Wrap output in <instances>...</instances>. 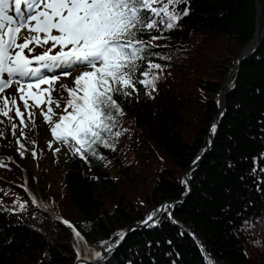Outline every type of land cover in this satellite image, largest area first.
I'll list each match as a JSON object with an SVG mask.
<instances>
[{
	"label": "trees",
	"instance_id": "1",
	"mask_svg": "<svg viewBox=\"0 0 264 264\" xmlns=\"http://www.w3.org/2000/svg\"><path fill=\"white\" fill-rule=\"evenodd\" d=\"M187 7L176 29L152 41L160 45L152 49L161 54L155 62L166 66L154 98L141 94L122 104V127L129 131L115 151L100 149L105 161L90 157L87 164L70 154L57 190L43 168L37 184L46 210L21 187L23 174L0 180L7 191H0V264H93L82 260L92 255L86 245L106 257L95 264H205L201 245L214 264H249L243 221L264 212V0H188ZM257 30L254 50L239 63ZM235 69L219 113L221 90ZM193 105L195 115L187 116ZM127 153L133 159L127 161ZM17 201L26 202L23 211ZM173 202L171 219L161 211L158 224H143L154 209ZM30 215L47 218L51 230L26 219ZM120 231L127 233L123 241L104 251L100 242L115 243Z\"/></svg>",
	"mask_w": 264,
	"mask_h": 264
},
{
	"label": "snow or ice",
	"instance_id": "2",
	"mask_svg": "<svg viewBox=\"0 0 264 264\" xmlns=\"http://www.w3.org/2000/svg\"><path fill=\"white\" fill-rule=\"evenodd\" d=\"M187 5L188 0H0V140L7 146L14 143L21 159L26 155L35 159V147L28 148L24 141L37 144L29 132L39 117L47 124L49 150L56 144L55 152L63 147L87 164L90 157L105 161L100 149L115 151L118 139L129 131L122 127L126 116L122 104L138 100L141 94L154 98L166 66L155 62L161 54L152 49L160 45L152 41L179 26L189 14ZM22 30L28 35L21 42ZM13 85L15 92H8ZM216 130L213 124L210 133ZM259 159L264 160V153ZM6 161L15 162L12 157L0 158V167H6ZM254 164L253 176L259 167L256 158ZM259 170L264 172V167ZM0 191L7 195L6 190ZM16 203L21 211L25 209L26 202ZM33 203L47 209L35 196ZM170 207L174 205L154 209L143 224H158L161 211L171 219ZM249 227L245 220L241 230ZM75 235L84 240L80 231ZM115 235V243L100 242L102 247L107 245L104 251L111 253L127 233ZM86 251L92 255H85V262L106 259L87 245ZM201 252L205 264H214L202 245ZM77 258L81 259L79 253Z\"/></svg>",
	"mask_w": 264,
	"mask_h": 264
},
{
	"label": "rangeland",
	"instance_id": "3",
	"mask_svg": "<svg viewBox=\"0 0 264 264\" xmlns=\"http://www.w3.org/2000/svg\"><path fill=\"white\" fill-rule=\"evenodd\" d=\"M21 38V42L25 36L28 35L26 30H22L19 34ZM209 44H213L212 42H208ZM225 44V43H224ZM229 45V43L227 42ZM214 45V44H213ZM212 45V46H213ZM211 46V47H212ZM218 52V51H217ZM211 53V52H209ZM223 54L216 53L215 58H220ZM197 62L193 61L192 65L196 67ZM191 67V66H190ZM188 70V69H186ZM166 73V72H165ZM170 73V72H169ZM175 77L179 79L181 74H177L175 72ZM68 79V78H66ZM16 85H13L11 89L7 90L8 92H15ZM220 100H223L220 98ZM195 101V98L193 99ZM196 103V102H195ZM198 109L197 105H193L187 111V116H193ZM189 122H193L190 121ZM47 124L42 122L39 117H37V126L34 130L29 132V135L32 136L36 141L37 144L35 146L29 144L27 141H24L28 148L35 147L37 151V157L35 159L31 158L30 155H26L25 158L21 159L17 153V146L13 143L12 146H7V141L0 140V158L3 157H12L15 162L6 161L7 164L12 167V171H10L8 167H0V180L7 181V179L15 177L19 173L23 174L25 177V183L23 187L28 189L29 197L33 200V196L37 198L38 202H42L45 204L42 196L40 195L42 189V185L37 184L38 181L41 179V170L46 168L49 173V178L47 181L53 184V188L57 190L61 186L60 180V166H63L66 162L67 157L70 156V152H66L63 147H61L60 152H55L54 149L57 147L56 144H53L52 149L49 150L48 141L50 139L49 135H46ZM185 139L187 141H191V138L185 134ZM9 139H12L9 136ZM133 154H128L126 156V160L129 161L133 159ZM158 167V163H154L150 167V175L153 177L155 168ZM59 168V169H56ZM138 168H141V163L138 165ZM20 169V170H19ZM14 171V172H13ZM151 180L149 184L147 183L146 186L149 188L151 185ZM46 186V185H45ZM46 194V192L44 191ZM61 194V193H60ZM26 219H32L35 221H39L41 223H45L44 226L47 232L51 230V225L47 224L49 221L47 218H42L40 215H30ZM251 227L247 228V236L245 237V242L247 245L248 253L250 254L249 264H264V212L260 213L258 216L253 217L249 220ZM259 242V243H257Z\"/></svg>",
	"mask_w": 264,
	"mask_h": 264
},
{
	"label": "water",
	"instance_id": "4",
	"mask_svg": "<svg viewBox=\"0 0 264 264\" xmlns=\"http://www.w3.org/2000/svg\"><path fill=\"white\" fill-rule=\"evenodd\" d=\"M261 11H262V8H261V6L260 5H258V7H257V17H259L260 16V14H261ZM258 33H259V31L257 30L256 31V34H255V36H254V38H253V40L251 41V43L247 46V48H249L254 42V46H253V49L250 51V52H247V48H245L242 52H241V56H240V59H239V63H241V61H242V59H244L248 54H250L253 50H254V48H255V45H256V43H257V40H258ZM237 69H238V67H237ZM237 69H235V71H234V73L232 74V76L227 80V82L223 85V89L221 90V93H220V96H221V98L223 99V100H221V107H220V111H219V113H221L222 112V110H223V108H224V97H225V94H226V87H227V84L233 79V77H234V75H235V72H236V70ZM209 150V149H208ZM207 150V151H208ZM198 163V162H197ZM196 163V164H197ZM195 164V165H196ZM171 205H175V202H173ZM172 211H173V207H171V214H172ZM173 215V214H172ZM182 227L183 228H185V229H187L186 227H184L183 225H182ZM187 231L189 232V233H192L189 229H187ZM193 234V233H192ZM194 236V235H193ZM195 237V236H194ZM195 239H196V237H195ZM199 242V241H198Z\"/></svg>",
	"mask_w": 264,
	"mask_h": 264
},
{
	"label": "bare ground",
	"instance_id": "5",
	"mask_svg": "<svg viewBox=\"0 0 264 264\" xmlns=\"http://www.w3.org/2000/svg\"><path fill=\"white\" fill-rule=\"evenodd\" d=\"M254 43H255V42H254ZM254 43H253L249 48H247V49H248L247 52H250V51L253 49ZM18 103H20V101H18ZM22 110H23V109H22Z\"/></svg>",
	"mask_w": 264,
	"mask_h": 264
}]
</instances>
